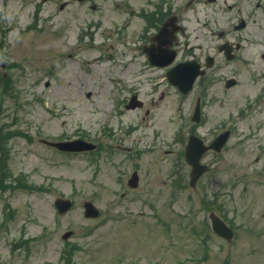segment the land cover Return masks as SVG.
<instances>
[{
  "label": "rangeland",
  "instance_id": "1",
  "mask_svg": "<svg viewBox=\"0 0 264 264\" xmlns=\"http://www.w3.org/2000/svg\"><path fill=\"white\" fill-rule=\"evenodd\" d=\"M150 1L0 0V79L6 72L8 82L0 98V264H264V104L236 118L217 175L177 190L174 136L192 92L180 101L164 69L146 62L140 12L153 9ZM260 1L258 10L257 0L248 3L256 20L233 62L209 48L213 34L198 22L218 15L216 5L196 1L183 13L195 51L201 44L216 56L203 102L207 130L264 90ZM231 77L238 83L227 88ZM133 95L142 107H125ZM77 136L99 148L64 153L40 142ZM135 170L140 183L130 188ZM57 197L72 199L68 213L58 214ZM87 200L100 216H85ZM212 210L234 225L232 243L211 236Z\"/></svg>",
  "mask_w": 264,
  "mask_h": 264
},
{
  "label": "flooded vegetation",
  "instance_id": "2",
  "mask_svg": "<svg viewBox=\"0 0 264 264\" xmlns=\"http://www.w3.org/2000/svg\"><path fill=\"white\" fill-rule=\"evenodd\" d=\"M234 1H237V0H234ZM225 3H226V5H228L227 4L228 3V0H225ZM231 8H232V6H231ZM239 10L240 11H243L242 8H239ZM165 11H166V14H168V13L169 14L166 15L165 17H163V18H160V19L155 20V22H153L151 28L155 29L154 28V23L155 24H158L161 27L166 22H169V21L170 22H173V25H171V24L169 25V30H172L174 27H176V28L179 29V32L176 33V36H174V34H170L169 35V38L170 39H174L173 42H172V46L179 53L180 46H181V41H182V35H186L187 34V31H188L186 25H184L185 24L184 23V19L185 18H183V16L180 15L179 13L175 12L174 8H172V10H165ZM172 16H175V19H172L171 20V17ZM205 24L206 25L207 24H210L209 27L214 32L222 33L225 36H228L230 34L229 33L230 32V29H229L230 21L227 18H223V17H211L210 21L208 23H205ZM232 27H233V29H235L236 23H234L232 25ZM156 31L157 30H155V34H156ZM155 34L153 32L152 35L145 37V40L148 41L147 43H149V44H152L153 43V38H154V35ZM147 43L145 45H147Z\"/></svg>",
  "mask_w": 264,
  "mask_h": 264
},
{
  "label": "water",
  "instance_id": "3",
  "mask_svg": "<svg viewBox=\"0 0 264 264\" xmlns=\"http://www.w3.org/2000/svg\"><path fill=\"white\" fill-rule=\"evenodd\" d=\"M132 107L135 106V104L131 105ZM135 180H137L138 176L137 174L135 173L134 176H133ZM136 185V184H135ZM57 205L60 207L61 211H66L67 209L70 208L71 206V202L69 200H62V199H59L57 200ZM86 208H87V215L88 216H96L98 214V211L95 209L94 205L92 203H86ZM219 222L218 219L214 218V223L215 225ZM68 234L67 233L64 237L67 238L68 237Z\"/></svg>",
  "mask_w": 264,
  "mask_h": 264
}]
</instances>
